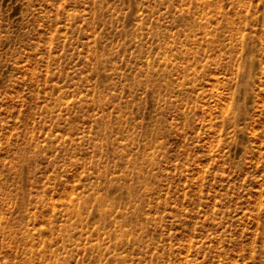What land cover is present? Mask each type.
<instances>
[{"label":"rangeland","instance_id":"374dc122","mask_svg":"<svg viewBox=\"0 0 264 264\" xmlns=\"http://www.w3.org/2000/svg\"><path fill=\"white\" fill-rule=\"evenodd\" d=\"M0 264H264V0H0Z\"/></svg>","mask_w":264,"mask_h":264}]
</instances>
